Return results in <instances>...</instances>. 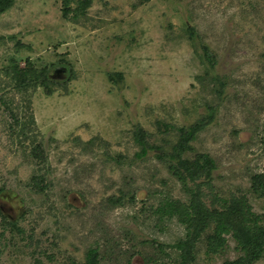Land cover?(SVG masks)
<instances>
[{
    "label": "rangeland",
    "instance_id": "1",
    "mask_svg": "<svg viewBox=\"0 0 264 264\" xmlns=\"http://www.w3.org/2000/svg\"><path fill=\"white\" fill-rule=\"evenodd\" d=\"M64 1L0 14V264L250 259L241 242L264 231V0H91L68 18ZM14 70L29 71L20 89ZM199 155L215 168L185 187L171 166ZM238 198L250 213L227 217L212 253L207 216ZM169 201L191 228L157 212Z\"/></svg>",
    "mask_w": 264,
    "mask_h": 264
},
{
    "label": "trees",
    "instance_id": "2",
    "mask_svg": "<svg viewBox=\"0 0 264 264\" xmlns=\"http://www.w3.org/2000/svg\"><path fill=\"white\" fill-rule=\"evenodd\" d=\"M13 3L14 0H0V14L4 13L6 10H9V8L12 6ZM91 3H92L91 0H79L77 2L76 9H72L69 6L70 4L69 0H65L64 10H63L64 17L68 18L71 13H74V16H79V17L84 15L88 7H90ZM12 72L14 73V76L17 74L13 79H15L16 81L19 80V89H20V85H21L20 82H23L26 79V75L29 73V71L25 70V71H21V73H18L16 70H14ZM30 74H32V72H30ZM34 81H36L41 86H44L47 94L51 95L52 88L49 86V84L45 81L44 78H41L40 75H37L34 78ZM196 131H198V129L196 128L189 132L183 131L185 133V135L183 136H185L186 141L189 139V137H192V135H194ZM181 149H184V146H181ZM145 153L146 150L143 151V154ZM180 153L181 150L178 149L175 150L174 153H172L170 156L172 158H179ZM201 162L203 164H201ZM171 167L172 169L175 170V174L179 177V179L181 180V182L184 184L185 187L188 186L187 185L188 179L194 182L197 178H199L202 175L203 171H207L209 174L210 171L215 168L213 160L205 155L203 156L199 155L198 159L192 161L188 159L184 160L183 162L178 161L177 164L175 165L172 164ZM182 169L186 172V175L182 172ZM263 182H264V174L255 176L253 181V185L255 189L258 190L259 185H263L262 184ZM180 203H181L180 201H172V202L169 201L165 205L158 208L157 212L161 213L162 216H167L169 218H172L174 215H177V217L182 223L187 224V226L191 228L193 225L192 220H194L196 216L194 213L190 211V209L187 206L181 205ZM249 211H250V207L247 204L246 200L244 198H238L232 206L228 207L227 211H222V212L216 211L214 215L211 214V216L210 215L207 216V217H211L213 221L215 220L216 223L215 233L211 234L208 237V244H209L208 247L212 253H217L219 249H222L225 245V239L222 238V234L230 231V227H231V226L229 227L230 223L229 221H227V217H229L230 214L231 215L235 214L237 216L239 215L245 216L247 213H250ZM244 221H247L246 218H244ZM255 224L256 222L254 223V225ZM203 226L199 228L197 235H200V233L205 229ZM255 227L256 229H258V235L254 236L248 232L247 239L241 242L244 248H246V250L251 252V258L250 259L242 258V259L234 260L232 262H227L225 264H252V262L259 260L261 257H263L262 252L264 250V231L260 226L257 227V225H255ZM196 238L197 236L194 239ZM178 247L180 249H184V245L182 244H178ZM88 264H100V263L96 259H94L93 261L90 260ZM181 264H191V263L183 259V262Z\"/></svg>",
    "mask_w": 264,
    "mask_h": 264
}]
</instances>
